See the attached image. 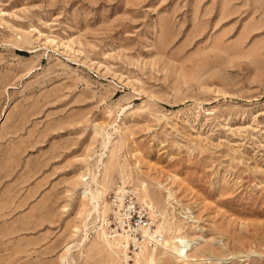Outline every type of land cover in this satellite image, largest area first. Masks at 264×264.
<instances>
[{"label":"rangeland","instance_id":"374dc122","mask_svg":"<svg viewBox=\"0 0 264 264\" xmlns=\"http://www.w3.org/2000/svg\"><path fill=\"white\" fill-rule=\"evenodd\" d=\"M127 193L152 264H264V0H0V264H148Z\"/></svg>","mask_w":264,"mask_h":264},{"label":"built area","instance_id":"2783aa9c","mask_svg":"<svg viewBox=\"0 0 264 264\" xmlns=\"http://www.w3.org/2000/svg\"><path fill=\"white\" fill-rule=\"evenodd\" d=\"M128 193L114 197L113 212L105 222L108 228L114 236L126 238L129 246L141 247L162 243L165 236L159 230L149 207L140 205L133 194Z\"/></svg>","mask_w":264,"mask_h":264},{"label":"bare ground","instance_id":"6f19581e","mask_svg":"<svg viewBox=\"0 0 264 264\" xmlns=\"http://www.w3.org/2000/svg\"><path fill=\"white\" fill-rule=\"evenodd\" d=\"M108 140V139H107ZM108 144V143H107ZM106 164V163H105ZM104 164V165H105ZM89 169V168H88ZM87 173V172H86ZM86 175V174H84ZM86 178V177H85ZM88 179V178H87ZM86 180V179H85ZM87 186V185H86ZM85 186V187H86ZM85 193L88 194V192L90 193L91 197H92V206L95 210L99 211L100 210V206H101V203H100V196L103 195V191L101 189H97V191H93V190H89V188L86 187L85 191H83ZM84 193V194H85ZM83 194V195H84ZM88 196V195H86ZM153 202V201H152ZM150 207L153 208V205L151 204ZM161 231V229H159ZM175 230V229H174ZM162 232V231H161ZM124 237L121 236V238H115L114 240H110L108 237L106 238L105 237V240L106 242L110 245V246H114V245H119L120 244L122 245L121 241ZM126 239V238H125ZM165 240V238H164ZM172 240V241H171ZM191 240L192 239H189V237L187 236H184L183 234L181 233H177V234H174L170 241L169 240H166L167 242H171V250L172 252L176 255V257L180 260H183V261H187V260H190L192 258V256L194 255L193 252H190V250L192 249L191 248ZM124 243V242H123ZM127 244V243H126ZM169 244V243H168ZM107 245V244H106ZM167 245V244H166ZM70 247V246H68ZM124 247V246H123ZM164 247V246H163ZM149 249L148 247H142L141 250L138 252V255H141V254H144V259H147L148 260V264H152L154 261H155V255L153 252H147ZM156 249V247H152L151 248V251ZM146 253H149L148 256Z\"/></svg>","mask_w":264,"mask_h":264}]
</instances>
